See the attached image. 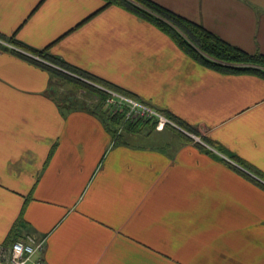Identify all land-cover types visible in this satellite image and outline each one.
<instances>
[{
	"label": "crops",
	"instance_id": "1",
	"mask_svg": "<svg viewBox=\"0 0 264 264\" xmlns=\"http://www.w3.org/2000/svg\"><path fill=\"white\" fill-rule=\"evenodd\" d=\"M153 1L264 55V0ZM0 40V245L21 221L46 264H264V78L202 66L103 0H0ZM47 56L201 141H118Z\"/></svg>",
	"mask_w": 264,
	"mask_h": 264
},
{
	"label": "trees",
	"instance_id": "2",
	"mask_svg": "<svg viewBox=\"0 0 264 264\" xmlns=\"http://www.w3.org/2000/svg\"><path fill=\"white\" fill-rule=\"evenodd\" d=\"M103 1L104 7L109 5L119 6L130 11L139 18L153 24L163 33L168 35L188 57L192 58L202 66L208 67L220 73H246L258 75L264 78V55L262 53H248L241 48L226 42L217 34L209 31L201 24L181 16L180 14L153 0ZM31 52L36 54L38 57H46L44 56L45 54L43 55L42 51ZM47 57L50 61L55 62L53 63L55 66H48L49 70L52 72V76L67 84L66 92H79L78 97L82 94L97 98V101L90 102L89 106H91V108H89L92 112L99 116L105 128L113 138L121 141L124 139V135L126 134L140 133V127H145L147 124H150L155 129V120L140 119L137 122H132L131 120L125 118L124 109L112 111L105 102L107 93L101 88H108V85L102 84L95 79L93 80L91 76H88L85 73L78 74L63 67V64H60L59 60L53 56ZM64 99L70 101L69 98H66L65 96ZM70 103H73L76 107H86L87 105V102L82 99H77L75 102H68V105H71ZM179 126L182 127L181 125ZM172 130L177 132L179 135H183L185 138L187 137V135L185 136V133L181 132L177 128L172 127ZM184 130L197 135V132L194 130ZM205 150L211 152L208 148H205ZM219 151L222 150L219 149ZM243 165L246 166L247 164L243 163ZM22 227L23 225L21 221L16 223L12 234V239H14L12 242L18 239L19 236H22Z\"/></svg>",
	"mask_w": 264,
	"mask_h": 264
},
{
	"label": "built area",
	"instance_id": "3",
	"mask_svg": "<svg viewBox=\"0 0 264 264\" xmlns=\"http://www.w3.org/2000/svg\"><path fill=\"white\" fill-rule=\"evenodd\" d=\"M0 43L13 48L6 41ZM40 59V58H38ZM106 93V105L112 111L124 109L125 118L129 120H155V129L163 130L166 126H172L180 130L181 127L149 104L127 96L117 90L101 87ZM195 140L199 137L190 134ZM45 238L32 233H24L21 237L8 245H0V264H46L42 256Z\"/></svg>",
	"mask_w": 264,
	"mask_h": 264
},
{
	"label": "rangeland",
	"instance_id": "4",
	"mask_svg": "<svg viewBox=\"0 0 264 264\" xmlns=\"http://www.w3.org/2000/svg\"><path fill=\"white\" fill-rule=\"evenodd\" d=\"M128 11V10H127ZM130 12V11H129ZM131 13V12H130ZM133 14V13H132ZM135 15V14H134ZM60 81V83H59V88H60V91L62 90V92H63V94L65 95V97L66 98H69V100H71V101H76L77 99L78 100H80V99H82V100H84V101H86V102H93V101H97V98L96 97H93V96H90V95H83L82 96V94H81V96L80 97H78V93L77 92H75V93H71V92H66V90H67V84L66 83H63V81H61V80H59ZM60 99H61V97H60ZM132 122H137V121H139V120H135V119H133V120H131ZM178 129V128H177ZM140 130H141V132L140 133H145V134H147V133H151L150 134V136L151 137H153V136H155V133H153L152 134V132H154L155 130H154V128L150 125V124H147V126H145V127H143V126H141L140 127ZM180 130V129H179ZM163 131H165V130H163ZM135 134V133H134ZM137 134V133H136ZM174 134V133H173ZM174 135H176V134H174ZM124 136H128V135H124Z\"/></svg>",
	"mask_w": 264,
	"mask_h": 264
}]
</instances>
